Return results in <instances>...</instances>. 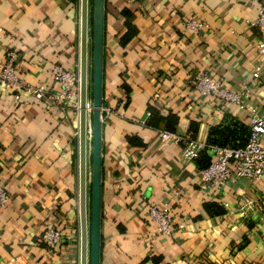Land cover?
<instances>
[{
	"label": "crops",
	"instance_id": "1",
	"mask_svg": "<svg viewBox=\"0 0 264 264\" xmlns=\"http://www.w3.org/2000/svg\"><path fill=\"white\" fill-rule=\"evenodd\" d=\"M262 3L105 0L100 264H264V180L205 185L198 158L161 138L169 130L209 145L213 127L230 126L247 142L248 106L264 108V72L253 76ZM189 16L208 26L189 30ZM126 21L138 33L123 44ZM12 50L24 80L59 91L58 66L79 72L80 0H0V68ZM199 73L233 91L248 86L247 105L203 95ZM21 92L0 83V184L11 194L0 206V264H80L79 107ZM206 202L226 212L211 215ZM149 204L171 210V234L157 232ZM49 221L65 234L54 249L42 237Z\"/></svg>",
	"mask_w": 264,
	"mask_h": 264
},
{
	"label": "built area",
	"instance_id": "2",
	"mask_svg": "<svg viewBox=\"0 0 264 264\" xmlns=\"http://www.w3.org/2000/svg\"><path fill=\"white\" fill-rule=\"evenodd\" d=\"M253 24L257 25L261 32V39L257 43V54L260 60V68L254 71V79H259L264 72V3L261 4L257 17ZM208 24L189 16L186 27L198 32ZM20 53L12 50L7 53L6 59L0 68V83L6 84L13 90L22 91V96L27 97L32 102H42L48 99L51 103L73 102L79 107L80 100V79L79 72L74 73L58 66L54 72V79L57 80L62 88L56 93L47 94V87L44 83L32 85L19 74L18 64ZM196 87L203 95L215 94L221 99L246 106V99L250 97V89L245 87L244 91H233L226 86L212 79L205 73L196 76ZM250 111L249 137L247 142L239 147L223 146L218 144H206L195 138L182 137L169 130L161 131L163 140H171L176 143H183L182 156L187 160H195L199 157L202 150L209 148L213 153V159L208 167L201 169L200 180L205 185H225L230 180L247 179L251 182L264 180V108L261 110L256 106H248ZM91 136V132H89ZM11 198L8 189L0 184V206L6 205ZM244 206L250 207L253 202L245 198ZM149 215L152 222L156 225L158 233L171 234L174 230V216L167 207H160L155 204L148 205ZM62 228L53 222H47L43 239L51 249L56 248L64 238Z\"/></svg>",
	"mask_w": 264,
	"mask_h": 264
},
{
	"label": "water",
	"instance_id": "3",
	"mask_svg": "<svg viewBox=\"0 0 264 264\" xmlns=\"http://www.w3.org/2000/svg\"><path fill=\"white\" fill-rule=\"evenodd\" d=\"M80 2V264H100L102 245V86L105 0H92V29H90V0H80ZM89 132H91V136H89Z\"/></svg>",
	"mask_w": 264,
	"mask_h": 264
},
{
	"label": "trees",
	"instance_id": "4",
	"mask_svg": "<svg viewBox=\"0 0 264 264\" xmlns=\"http://www.w3.org/2000/svg\"><path fill=\"white\" fill-rule=\"evenodd\" d=\"M72 1L75 2L77 0H72ZM122 12L125 15V17H128L129 12L126 8H124ZM126 23H127V30L121 36V43L123 44H126L133 36H135L138 33V29L136 26H134L128 21H126ZM194 125L195 123L193 122L190 128L191 133H194L196 131L195 130L196 125L195 127ZM129 140L133 144H137V145H140L141 143H143L142 139L136 135L129 137ZM235 140L236 141L241 140V141L239 144H236ZM208 141H209V144H218V145L232 146V147H239L246 143V139L243 140L242 137L238 136L237 132L234 129H232L230 126L213 127L210 131ZM212 157H213V153L208 147L202 150L197 159V164L199 168L208 167L211 162ZM204 208L211 215L223 214L226 212V210L221 205L213 203V202H206L204 204ZM208 264H216V263L208 260Z\"/></svg>",
	"mask_w": 264,
	"mask_h": 264
},
{
	"label": "rangeland",
	"instance_id": "5",
	"mask_svg": "<svg viewBox=\"0 0 264 264\" xmlns=\"http://www.w3.org/2000/svg\"><path fill=\"white\" fill-rule=\"evenodd\" d=\"M91 16H92V0H90V29H92ZM90 32H91V30H90ZM90 40H91V38H90ZM90 69H91V67H90ZM90 73H91V70H90ZM90 103H91V101H90ZM78 235L80 236V228H79V231H78Z\"/></svg>",
	"mask_w": 264,
	"mask_h": 264
}]
</instances>
